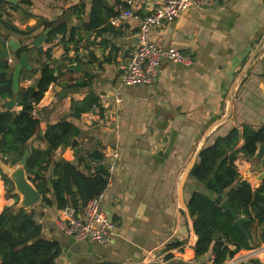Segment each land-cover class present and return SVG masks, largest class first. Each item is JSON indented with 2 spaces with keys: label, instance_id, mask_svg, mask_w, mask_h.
Segmentation results:
<instances>
[{
  "label": "crops",
  "instance_id": "0c3cea01",
  "mask_svg": "<svg viewBox=\"0 0 264 264\" xmlns=\"http://www.w3.org/2000/svg\"><path fill=\"white\" fill-rule=\"evenodd\" d=\"M94 1L0 0V50L10 42L16 44L3 58L11 79L22 47H27L28 64L20 73L18 90L11 97H0V111H20V100L11 106L7 102L26 88H36L43 63L56 68V81L34 106L40 124L26 148H46L42 137L46 126L64 119L76 124L80 134L54 151V161L69 160L86 172L84 163L77 162V149L85 154L116 148L119 158L101 202L115 224L114 235L105 243L75 240L56 229L55 205L40 200L26 210L33 211L40 236L59 244L56 264H214L212 253L196 256L193 217L184 206L194 192L211 193L191 174L193 166L187 169L191 161L197 162L199 149L217 135L244 124L264 125V0H215L211 8H190L153 28L151 40L190 53L193 62L162 60L150 85L120 81L137 45L139 20L130 17L111 23L114 9L106 0L111 12L99 8L92 24ZM133 1L143 15L163 2ZM57 27L64 33L52 41L47 35L39 50L35 38ZM81 79L88 86H68ZM117 88L123 98L119 105L114 101ZM90 97L96 103L78 113L76 109ZM242 144L241 139L238 147ZM258 149L254 157L239 154L235 159L241 178L248 180V175L264 170V154L257 156ZM17 164H10L0 152L2 172L7 174ZM50 171L51 167L46 175ZM248 181L256 188L263 180ZM19 199L0 175V213L6 206L18 209ZM248 234L255 247L237 256L264 264L257 229ZM237 256L222 264H235L231 262Z\"/></svg>",
  "mask_w": 264,
  "mask_h": 264
},
{
  "label": "trees",
  "instance_id": "16d2710c",
  "mask_svg": "<svg viewBox=\"0 0 264 264\" xmlns=\"http://www.w3.org/2000/svg\"><path fill=\"white\" fill-rule=\"evenodd\" d=\"M99 8H107L111 12L106 0H95L92 24ZM63 33V27L54 28L48 34L47 40L52 41L58 34ZM26 49L27 47H22L17 54L20 55ZM44 55L50 57L47 51ZM40 71L36 88L29 87L21 92L22 109L18 112L0 111V152L12 165L19 162L28 140L40 124V120L34 115V106L43 98L50 84L57 79L56 68L50 64L43 63ZM88 84L87 80L81 79L68 86L83 88ZM12 95L9 65L7 60L0 59V97L8 98ZM96 101L94 97H90L84 101L83 107L76 110H79L78 113L89 110ZM79 134V127L66 119L48 124L42 135L47 147H31L29 150L25 163L26 173L42 194L41 201L46 206L55 205L57 209L72 206L80 209L106 187L108 172L105 164L101 163L100 151L79 154V149L76 150L77 162L84 163L86 172L79 164L69 160H53L54 151L72 143L74 137ZM241 139L243 144L238 147ZM263 141L264 125L254 128L244 124L232 128L225 135H217L212 143L201 148L197 162L190 172L205 184L211 194L194 192L187 203L197 236L194 246L196 256L212 253L213 263L222 264L228 257H235L242 250L255 247L251 236L245 235L234 224L235 219L230 211L224 209L216 199L220 194L229 199L238 216L247 218L245 227L249 233L252 228H256L259 242H264V179L258 187L253 188L248 180L241 178L234 164L239 154L254 157ZM50 167V174L46 175ZM0 175L5 184L13 189L12 181L1 169ZM40 231L41 226L32 210L4 207L0 213V264H56L60 246L56 241L42 238ZM178 245L181 243H172L169 248ZM251 262L261 264L257 259Z\"/></svg>",
  "mask_w": 264,
  "mask_h": 264
},
{
  "label": "built area",
  "instance_id": "2783aa9c",
  "mask_svg": "<svg viewBox=\"0 0 264 264\" xmlns=\"http://www.w3.org/2000/svg\"><path fill=\"white\" fill-rule=\"evenodd\" d=\"M110 2L114 9L110 18L111 23L118 24L130 17L139 20L137 45L130 53L120 73L121 84L150 85L158 76L162 60L186 65L193 62V56L190 53L173 47L165 48L151 40V30L173 21L190 8H211L215 0H163L160 7L145 15L137 11L133 0H110ZM122 100L120 89L117 88L114 101L119 105ZM118 158L119 152L116 148L107 146L102 150L101 163L105 164L108 172L106 187L109 185L110 173ZM104 190L92 197L80 209L72 206L59 209L55 219L56 229L75 240H88L96 243L110 241L114 235L115 224L101 208Z\"/></svg>",
  "mask_w": 264,
  "mask_h": 264
},
{
  "label": "water",
  "instance_id": "95a60500",
  "mask_svg": "<svg viewBox=\"0 0 264 264\" xmlns=\"http://www.w3.org/2000/svg\"><path fill=\"white\" fill-rule=\"evenodd\" d=\"M50 31H51V28H48V29L44 30V32L40 33L35 38L34 45L39 50L43 49L42 43L44 42V40L46 39V36L50 33ZM14 48H16V44H13V42H10V46L9 47H5V48L1 49L0 50V59L7 58L9 56V51L10 50H14ZM79 65L80 64L78 63L75 67H78ZM24 67H28L26 51H23L20 54L18 62L15 65L14 72L12 74L13 91H17L18 90L19 76H20V73H21V71H22V69ZM20 98H21V95H19V94L16 95L15 98H11L7 102V105L11 106L16 101H19ZM200 150H201V148L196 153L195 158L199 155ZM28 154H29V149L25 148L21 158L19 159V162H18L17 166L12 168V169L7 170L8 177L10 178V180L13 183L12 193H14V194H16V195H18L20 197L19 202L17 204V208H23V209H28V208L32 207L34 204H36L42 198V194L38 191V189L34 186V184L28 179V176H27V173H26L25 163H26ZM262 154H264V141L259 146L257 156H261ZM195 158H193V159H195ZM192 163L193 162L191 161L187 170L191 169V167L193 166ZM247 179L248 180H253V182L263 180L264 179V170H262L260 172H253L251 175L247 176ZM210 198L211 199H215L214 196H210ZM216 199L220 202V205L224 209L230 211V213L232 214L233 218L235 219L234 224L245 235L248 236L249 234H248V231H247V229L245 227V223L247 222V218H245L243 216H238L236 211L233 209L229 199L225 198L223 194L218 195L216 197ZM184 206H185L186 210H188L186 203H184ZM262 207L264 208V204L262 205ZM193 232H194V229H193ZM194 234H195V232H194ZM196 240H197V236H196ZM231 263H235V264H252L249 261H246V257H241V256H237L233 260V262H231Z\"/></svg>",
  "mask_w": 264,
  "mask_h": 264
},
{
  "label": "rangeland",
  "instance_id": "374dc122",
  "mask_svg": "<svg viewBox=\"0 0 264 264\" xmlns=\"http://www.w3.org/2000/svg\"><path fill=\"white\" fill-rule=\"evenodd\" d=\"M261 246L263 245L264 246V242H263V244H260ZM259 245V247L258 248H260L261 246ZM262 260H264V252L262 253Z\"/></svg>",
  "mask_w": 264,
  "mask_h": 264
}]
</instances>
